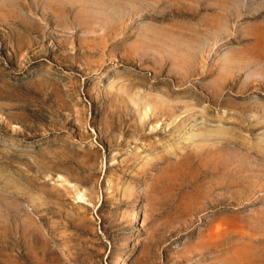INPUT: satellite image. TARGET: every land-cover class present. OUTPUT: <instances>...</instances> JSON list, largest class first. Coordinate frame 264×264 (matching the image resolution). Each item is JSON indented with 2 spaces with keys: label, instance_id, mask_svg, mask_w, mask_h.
<instances>
[{
  "label": "rangeland",
  "instance_id": "1",
  "mask_svg": "<svg viewBox=\"0 0 264 264\" xmlns=\"http://www.w3.org/2000/svg\"><path fill=\"white\" fill-rule=\"evenodd\" d=\"M0 264H264V0H0Z\"/></svg>",
  "mask_w": 264,
  "mask_h": 264
}]
</instances>
